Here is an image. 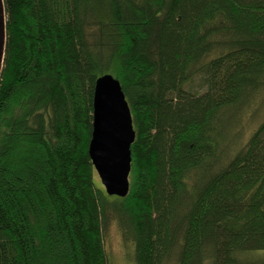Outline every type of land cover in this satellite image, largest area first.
I'll return each mask as SVG.
<instances>
[{"label":"trees","instance_id":"1","mask_svg":"<svg viewBox=\"0 0 264 264\" xmlns=\"http://www.w3.org/2000/svg\"><path fill=\"white\" fill-rule=\"evenodd\" d=\"M0 264H264V0H4ZM136 131L131 190L89 156L97 80ZM131 246V245H130Z\"/></svg>","mask_w":264,"mask_h":264},{"label":"water","instance_id":"2","mask_svg":"<svg viewBox=\"0 0 264 264\" xmlns=\"http://www.w3.org/2000/svg\"><path fill=\"white\" fill-rule=\"evenodd\" d=\"M7 41L4 0H0V81ZM93 131L89 156L109 197L125 198L131 190L132 152L136 131L120 80L101 76L94 94Z\"/></svg>","mask_w":264,"mask_h":264},{"label":"rangeland","instance_id":"3","mask_svg":"<svg viewBox=\"0 0 264 264\" xmlns=\"http://www.w3.org/2000/svg\"><path fill=\"white\" fill-rule=\"evenodd\" d=\"M263 119L264 93L257 99L256 104L245 113L242 120V125L246 127L243 132V140L249 138V134L258 128ZM95 181L100 189L105 191L98 174H96ZM105 247L111 264H135L133 245L131 243H125L114 220L110 224L109 236L105 241Z\"/></svg>","mask_w":264,"mask_h":264}]
</instances>
